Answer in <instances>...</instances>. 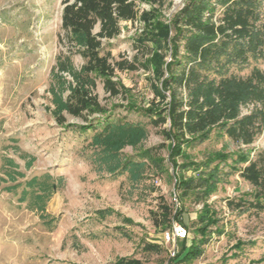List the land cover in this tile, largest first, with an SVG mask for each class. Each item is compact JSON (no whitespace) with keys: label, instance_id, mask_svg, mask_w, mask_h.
I'll list each match as a JSON object with an SVG mask.
<instances>
[{"label":"trees","instance_id":"1","mask_svg":"<svg viewBox=\"0 0 264 264\" xmlns=\"http://www.w3.org/2000/svg\"><path fill=\"white\" fill-rule=\"evenodd\" d=\"M62 5L58 42L64 50L50 68L45 109L63 130L88 137L89 159L97 172L125 175L133 188L149 180L146 186L156 191L154 176L165 172L164 159L155 151L165 147L164 143L138 149L148 136V127L159 129L163 140L170 142L172 157L185 159L183 164L173 162L176 182L172 197L178 205L158 195L155 209L149 211L155 229L170 230L174 222L187 229L182 219L184 202L200 205L189 223L196 236L185 238L189 243L181 239L171 259L190 263L204 253L213 236L229 237L228 222L208 199L233 174L252 189L247 198H228L227 209L264 213V147L252 146L264 131V73L257 65L264 60V0H185L168 22L161 21L158 12H144V29L136 43L143 48L150 40L156 51L143 60L114 59L108 42L119 35L120 22L138 19L135 0H63ZM74 55L83 60L79 66L73 62ZM151 68L156 79H161L153 88L162 103L101 104L95 92L97 80L114 97L124 90L115 80L117 72ZM162 90L169 95L165 104ZM120 109L146 120L119 116ZM65 115L79 118L81 123L67 122ZM212 139H228L237 148L222 147L200 161L187 158L188 150ZM125 147L137 150L136 154L123 155ZM14 149L17 153L16 146ZM33 161L34 157H29L25 167ZM1 162L3 190L18 194L17 201L38 212L45 225L52 223L55 219L48 218L46 204L62 184V177L43 173L25 178L13 158L2 156ZM97 214L104 219L115 212L105 208ZM122 221L133 224L128 218ZM254 244L235 239L229 257H241L244 247ZM141 251L158 254L162 249L159 244L145 242ZM260 262L249 260L248 264ZM107 264L143 262L131 255Z\"/></svg>","mask_w":264,"mask_h":264},{"label":"rangeland","instance_id":"2","mask_svg":"<svg viewBox=\"0 0 264 264\" xmlns=\"http://www.w3.org/2000/svg\"><path fill=\"white\" fill-rule=\"evenodd\" d=\"M62 1L0 0V178L3 176L2 156L13 158L25 178L43 173L53 178L62 177V184L46 204L48 218L55 219L49 225H45L38 212L30 210L26 202H18V194L4 191L5 184L0 179V264H107L131 255L141 259L143 264H177L171 259L169 249L180 247L182 242H163L162 235L169 230L155 229L149 211L155 209L158 195L176 202L172 197L176 182L173 162L183 164L185 159L172 157L168 151L170 142L163 140L159 129L148 127V136L138 149L164 143L165 147L155 151L164 159L165 172L154 176L156 191L146 186L149 180L146 185L133 188L125 175L97 172L89 159L88 137L63 130L45 109L50 68L56 55L64 50L58 42L62 33ZM184 2L135 0L138 19L120 22L119 35L108 41L113 58H151L156 51L155 44L146 40V47L142 48L136 43L144 29L141 15L158 12L159 19L168 22ZM72 59L76 66L83 62L79 55ZM164 59L168 60L169 55L165 54ZM257 65L264 73V60ZM117 75L115 80L124 90L114 97L105 92L102 82L97 80L95 92L101 104L146 106L150 101L162 103L153 88V85H160L161 79H156L152 68L117 72ZM163 93L165 104L169 95L166 91ZM117 114L129 120H146L123 109ZM65 116L67 122L81 123L79 118ZM252 146L255 149L264 147V131ZM222 147L237 148L228 139H212L188 150L187 158L200 161L207 153ZM136 151L125 147L122 154L130 156ZM20 154L27 157L22 158ZM29 157H34V161L26 168ZM251 189L246 181L233 174L210 196L208 203L219 211L224 222H228L225 228L229 237L213 236L204 253L191 264H222L226 258L225 264H248L249 260H260L258 264H264V213H232L226 207L228 198H247ZM105 208L115 214L101 219L97 211ZM184 208L182 219L188 225L191 238L196 234L189 223L200 205L185 201ZM122 218L130 219L133 224L124 223ZM235 239L255 244L245 246L241 257L233 259L229 256ZM189 240L184 242L189 243ZM145 242L159 244L162 251L144 254L141 247Z\"/></svg>","mask_w":264,"mask_h":264},{"label":"built area","instance_id":"3","mask_svg":"<svg viewBox=\"0 0 264 264\" xmlns=\"http://www.w3.org/2000/svg\"><path fill=\"white\" fill-rule=\"evenodd\" d=\"M188 237L187 229L178 223H173L171 229L162 235L163 242L175 244L176 240L185 239ZM176 253L175 246L169 249V254L173 257Z\"/></svg>","mask_w":264,"mask_h":264},{"label":"crops","instance_id":"4","mask_svg":"<svg viewBox=\"0 0 264 264\" xmlns=\"http://www.w3.org/2000/svg\"><path fill=\"white\" fill-rule=\"evenodd\" d=\"M178 242H181V240H178ZM176 252H177V247H175ZM177 264H191V263H177Z\"/></svg>","mask_w":264,"mask_h":264}]
</instances>
